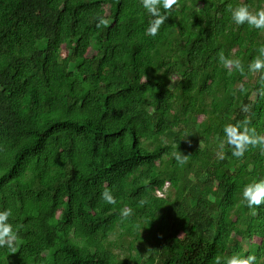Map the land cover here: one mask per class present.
Instances as JSON below:
<instances>
[{"label": "trees", "instance_id": "trees-1", "mask_svg": "<svg viewBox=\"0 0 264 264\" xmlns=\"http://www.w3.org/2000/svg\"><path fill=\"white\" fill-rule=\"evenodd\" d=\"M241 3L264 8L175 0L152 36L142 0H0V210L18 234L0 264H264V205L242 196L264 145L236 157L224 133L264 135V28L231 19Z\"/></svg>", "mask_w": 264, "mask_h": 264}, {"label": "clouds", "instance_id": "clouds-1", "mask_svg": "<svg viewBox=\"0 0 264 264\" xmlns=\"http://www.w3.org/2000/svg\"><path fill=\"white\" fill-rule=\"evenodd\" d=\"M175 3V0H142V6L151 15L152 19L146 30L147 34L156 36L159 28L168 19L166 10L170 9ZM231 19L238 25L245 23L255 26L256 28H264V8H259L252 12L249 5L246 3L230 6ZM108 21L103 15L97 17V27L102 24H107ZM219 60L225 65H235L244 71L239 59H230L223 53L219 54ZM249 71L264 70V46L259 48L257 55L248 65ZM247 106H245L246 110ZM224 133L227 138V143L232 145V155L242 157L249 145H264V135L255 134L254 130L243 127L239 124L228 123L224 126ZM187 159V155L182 152L176 153V160L183 164ZM102 199L108 203H115L114 194L105 189L101 193ZM242 196L249 207L264 205V178L257 179L246 183L242 189ZM147 201L141 199L140 204H145ZM131 214V208L125 207L122 212V218L126 219ZM12 215L11 208L0 210V246H7L11 251H15L14 241L17 239V231L13 223L9 220ZM257 257L254 254L240 255L233 254L225 258L224 264H254ZM219 260V258H218Z\"/></svg>", "mask_w": 264, "mask_h": 264}, {"label": "rangeland", "instance_id": "rangeland-1", "mask_svg": "<svg viewBox=\"0 0 264 264\" xmlns=\"http://www.w3.org/2000/svg\"><path fill=\"white\" fill-rule=\"evenodd\" d=\"M262 46H264V44H263ZM64 54H66V53H64ZM257 55H259V52L254 56V58H255ZM165 194H166L165 191H163V192H159V195H160V196H163V195H165Z\"/></svg>", "mask_w": 264, "mask_h": 264}, {"label": "bare ground", "instance_id": "bare-ground-1", "mask_svg": "<svg viewBox=\"0 0 264 264\" xmlns=\"http://www.w3.org/2000/svg\"><path fill=\"white\" fill-rule=\"evenodd\" d=\"M51 228V227H50Z\"/></svg>", "mask_w": 264, "mask_h": 264}]
</instances>
